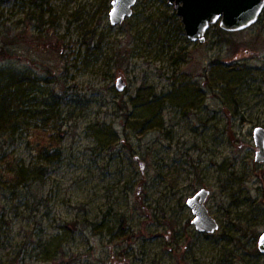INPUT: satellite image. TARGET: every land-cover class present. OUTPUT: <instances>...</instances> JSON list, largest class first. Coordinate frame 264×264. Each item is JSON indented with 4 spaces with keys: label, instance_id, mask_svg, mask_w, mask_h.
<instances>
[{
    "label": "rangeland",
    "instance_id": "rangeland-1",
    "mask_svg": "<svg viewBox=\"0 0 264 264\" xmlns=\"http://www.w3.org/2000/svg\"><path fill=\"white\" fill-rule=\"evenodd\" d=\"M111 2L0 0V98L26 115L0 132V264H264V11L195 43L168 0L120 26Z\"/></svg>",
    "mask_w": 264,
    "mask_h": 264
},
{
    "label": "water",
    "instance_id": "water-1",
    "mask_svg": "<svg viewBox=\"0 0 264 264\" xmlns=\"http://www.w3.org/2000/svg\"><path fill=\"white\" fill-rule=\"evenodd\" d=\"M137 0H112L109 14L112 26H120L134 14ZM181 19L184 32L191 42L204 43L212 26L218 24L221 29L236 32L254 25L264 11V0H168ZM126 87L123 79H118L117 90ZM257 148L255 160L264 162V127L257 126L253 133ZM210 190L200 189L190 197L186 204L194 219L192 225L200 233L214 234L220 229V223L211 215L207 201ZM258 249L264 254V232L258 240Z\"/></svg>",
    "mask_w": 264,
    "mask_h": 264
},
{
    "label": "trees",
    "instance_id": "trees-1",
    "mask_svg": "<svg viewBox=\"0 0 264 264\" xmlns=\"http://www.w3.org/2000/svg\"><path fill=\"white\" fill-rule=\"evenodd\" d=\"M172 17L178 23L179 30L182 33H184V27H183L182 21L177 16L176 11L173 12ZM215 26H212V28ZM90 46H91V43L87 46V50H88V48H90ZM15 88H17V87L15 86L14 89ZM2 95H3V97H2ZM21 95L23 96L24 94L14 93V95H12V94H9L7 92H5V93L3 92L1 94V98H0V132H7V131L15 128V127L20 126V124H18L19 123L18 121H20V123H22V121L24 122V118H26V115L18 114L19 113V112H17L18 109L15 107V105H18V103H19L18 100H20ZM19 105H20V103H19ZM20 113H21V111H20ZM46 120L47 119H45L43 122H45ZM42 128H46V126H43ZM53 142H55V141L54 140L51 141L50 137H47V138L45 137V139H38V143H37V145H38L37 150H38V155H39L38 157L40 159L48 162V163H51V162L55 161L56 159L60 158L59 150H57V147L51 148L50 147L51 145H49ZM56 146H57V144H56Z\"/></svg>",
    "mask_w": 264,
    "mask_h": 264
}]
</instances>
